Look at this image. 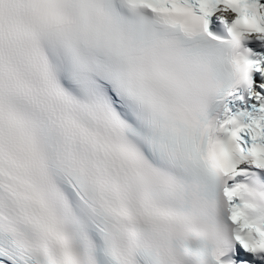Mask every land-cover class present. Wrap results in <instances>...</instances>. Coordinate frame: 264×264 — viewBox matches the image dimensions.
Here are the masks:
<instances>
[{"label": "snow or ice", "instance_id": "1", "mask_svg": "<svg viewBox=\"0 0 264 264\" xmlns=\"http://www.w3.org/2000/svg\"><path fill=\"white\" fill-rule=\"evenodd\" d=\"M0 264H264V0H0Z\"/></svg>", "mask_w": 264, "mask_h": 264}]
</instances>
